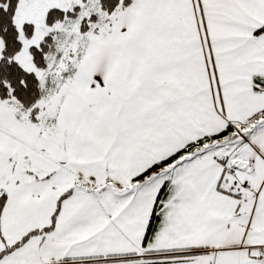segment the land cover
Masks as SVG:
<instances>
[{
	"label": "snow or ice",
	"instance_id": "6c2138e0",
	"mask_svg": "<svg viewBox=\"0 0 264 264\" xmlns=\"http://www.w3.org/2000/svg\"><path fill=\"white\" fill-rule=\"evenodd\" d=\"M0 264H264V0H0Z\"/></svg>",
	"mask_w": 264,
	"mask_h": 264
}]
</instances>
